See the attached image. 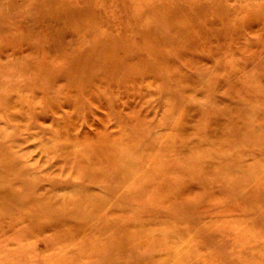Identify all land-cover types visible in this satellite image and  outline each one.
Returning <instances> with one entry per match:
<instances>
[{
  "label": "rangeland",
  "instance_id": "1",
  "mask_svg": "<svg viewBox=\"0 0 264 264\" xmlns=\"http://www.w3.org/2000/svg\"><path fill=\"white\" fill-rule=\"evenodd\" d=\"M0 264H264V0H0Z\"/></svg>",
  "mask_w": 264,
  "mask_h": 264
}]
</instances>
